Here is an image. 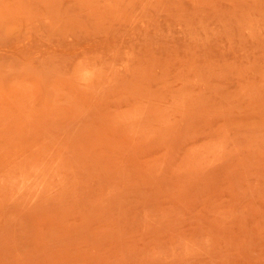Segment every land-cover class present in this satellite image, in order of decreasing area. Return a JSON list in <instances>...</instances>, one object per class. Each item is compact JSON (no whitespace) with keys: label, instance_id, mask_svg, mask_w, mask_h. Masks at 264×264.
I'll list each match as a JSON object with an SVG mask.
<instances>
[{"label":"rangeland","instance_id":"374dc122","mask_svg":"<svg viewBox=\"0 0 264 264\" xmlns=\"http://www.w3.org/2000/svg\"><path fill=\"white\" fill-rule=\"evenodd\" d=\"M0 264H264V0H0Z\"/></svg>","mask_w":264,"mask_h":264}]
</instances>
